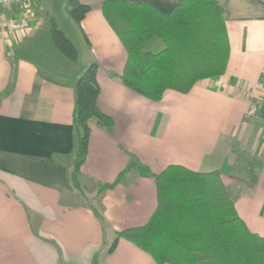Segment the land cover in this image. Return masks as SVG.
Masks as SVG:
<instances>
[{
  "label": "crops",
  "instance_id": "1",
  "mask_svg": "<svg viewBox=\"0 0 264 264\" xmlns=\"http://www.w3.org/2000/svg\"><path fill=\"white\" fill-rule=\"evenodd\" d=\"M101 1L78 0L91 8L79 24L66 15V0H36V22L29 28L9 29L7 21L20 12L0 14V264H156L123 240L105 255L116 232L144 225L156 208L154 179L136 171L97 195L130 159L154 174L170 165L219 171L239 217L264 237V114L246 115L259 99L255 86L264 72V1L218 0L229 41L225 73L196 83L187 94L167 90L159 102L110 76L122 73L127 54L102 15ZM123 1L162 13L183 2ZM61 12L73 36L57 21ZM50 21L75 46L76 62L57 56L54 63L35 49L36 43L56 49ZM93 63L97 107L114 125L111 133L91 125L80 167L82 199L54 156L72 152L75 83ZM236 150L254 160L252 185L233 175Z\"/></svg>",
  "mask_w": 264,
  "mask_h": 264
},
{
  "label": "trees",
  "instance_id": "2",
  "mask_svg": "<svg viewBox=\"0 0 264 264\" xmlns=\"http://www.w3.org/2000/svg\"><path fill=\"white\" fill-rule=\"evenodd\" d=\"M90 9L78 0L66 3L69 17L77 24ZM101 11L127 54L122 73L110 76L143 98L159 102L167 90L187 94L196 83L225 73L229 41L225 11L218 0H183L168 13L144 3L102 0ZM49 33L56 49L76 62L75 46L54 22ZM97 72L98 65L93 63L77 78L73 149L66 156H54L66 167L70 185L80 194V167L86 159L91 125L108 133L114 125L97 107ZM251 167H256L254 160L236 150L234 177L252 185ZM131 171L154 179L156 208L144 225L116 232L105 255L113 253L123 240L156 264H264V237L250 232L239 217L219 171L198 173L170 165L154 174L130 159L114 182L98 188L97 195L123 182ZM93 210L105 229L99 209Z\"/></svg>",
  "mask_w": 264,
  "mask_h": 264
},
{
  "label": "built area",
  "instance_id": "3",
  "mask_svg": "<svg viewBox=\"0 0 264 264\" xmlns=\"http://www.w3.org/2000/svg\"><path fill=\"white\" fill-rule=\"evenodd\" d=\"M36 0H0V14L3 13H22L19 18L10 17L7 25L10 30L18 28H29L36 22L35 14ZM256 91L259 93V99L256 104L250 105L246 115L250 118H257L264 114V72L260 75L256 83Z\"/></svg>",
  "mask_w": 264,
  "mask_h": 264
},
{
  "label": "rangeland",
  "instance_id": "4",
  "mask_svg": "<svg viewBox=\"0 0 264 264\" xmlns=\"http://www.w3.org/2000/svg\"><path fill=\"white\" fill-rule=\"evenodd\" d=\"M54 2L55 3H59V2H57V0H54ZM68 2V0H66V3ZM58 6V5H57ZM66 15L69 17V15H68V13H67V11H66ZM64 13H62L61 12V14H60V16H58L57 15V21H58V23L60 24V26L61 27H64V29H66V31H68L67 33H68V35L70 34V35H72L73 36V34H72V32H71V30L69 29V28H67V25H66V23L64 22V20L65 19H63L64 17ZM70 18V17H69ZM71 19V18H70ZM51 24H52V22L50 21V25L49 26H51ZM50 28V27H49ZM49 35H50V33H49ZM71 37V36H70ZM72 39H73V37H71ZM69 39V38H68ZM53 43V42H52ZM73 44V43H72ZM43 47L42 46V43H36L35 44V49H37L38 51L40 50L41 52H42V56L44 57V55H47L48 57H51L52 59H54V63H56L57 61V59L56 58H58L57 56H61V58H65V57H63V55L57 50V49H52L51 50V52H49L48 50H46V49H44V48H39V47ZM55 54H57L56 56H55ZM39 55H41V53H39ZM36 57H38V56H36ZM51 58H50V60H51ZM82 194H84L83 192H82ZM82 194H80V197L82 198ZM86 198V197H85ZM83 199V198H82ZM95 206V205H94ZM110 245V244H109Z\"/></svg>",
  "mask_w": 264,
  "mask_h": 264
}]
</instances>
